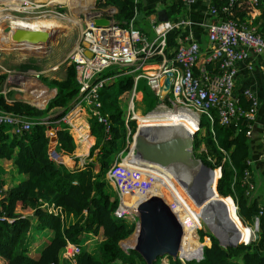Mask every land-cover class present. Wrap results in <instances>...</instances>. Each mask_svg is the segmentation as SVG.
Here are the masks:
<instances>
[{"label":"trees","instance_id":"16d2710c","mask_svg":"<svg viewBox=\"0 0 264 264\" xmlns=\"http://www.w3.org/2000/svg\"><path fill=\"white\" fill-rule=\"evenodd\" d=\"M144 1L100 0L98 3L116 7L114 17L118 25L126 26L133 19L134 25L150 36L147 28L150 26L151 33L153 30L149 15L156 9L153 6H146ZM225 2L226 0H210L211 5L219 10L220 19L226 17V13L221 10ZM254 5L260 9V14L254 21L256 29L264 36V0H258ZM183 6L182 0H175L165 7L169 16H173L180 12ZM249 7L253 5L247 1L234 4L232 17L244 22ZM179 33L180 29L175 28L166 32L164 56L167 60L173 61ZM160 59L161 56L151 58L153 61ZM33 66L35 65L23 64L19 68H34ZM129 68L130 66H114L98 74L99 78H112L99 90L101 111L107 115L109 125L106 128L95 116L88 117L90 133L95 140L89 148L82 168H70L52 158L49 154L50 141L46 132L49 125L58 126L55 151L69 156L74 155L75 141L68 123L62 119L78 101L79 88L73 63L64 67V73L59 78L40 75L45 84L56 88L54 96L47 101L43 109L20 99L7 100L0 92V108L19 113L31 123L30 127L21 133L12 132L8 125H0V159L10 160L12 168L16 171L15 175L21 174V177L11 181L8 176L6 186L4 177L0 178V188L5 199L0 214L3 212L13 218L12 221L0 220V264H70L60 257L66 239L80 244L76 264H147L137 250L121 248L119 241L134 230V222L117 218L113 214L118 198L116 196L112 199L106 190V169L120 151L124 140L121 129L125 124V117L124 108L118 101L119 95L125 91L129 92L134 85L139 88L140 79L147 82L146 78L138 77L135 83L136 73L129 72ZM207 68L212 72L217 71V68ZM194 70L197 72L196 68ZM5 77L6 72L0 71V88ZM143 90L144 93H151L148 103L153 107L157 102V94L148 83H145ZM240 101L242 107L249 106V100L244 101L242 95ZM57 107L61 109L55 115L43 118L47 110ZM210 115L206 113L200 115L199 128L193 135L194 153L207 166L220 168L216 190L226 200L233 199L242 224L252 223L258 213L260 198L253 193L255 186L247 194L246 183L242 182L244 169L248 167L251 171L252 168V164L248 165L246 161L248 158H254L247 133L250 130L249 121L239 116L223 124L219 121L214 107L210 109ZM128 122L130 125L134 123L132 119ZM76 135L78 142L84 143L80 145L86 152L93 138L86 127H80ZM200 144H203V148L198 152ZM96 149L98 150L94 160L92 157ZM74 159L77 161L78 157ZM96 163L98 171L94 169ZM51 204L59 206L64 216L61 217L60 212L48 210ZM257 224V238L248 243L240 242L226 247H223L210 231L199 229L197 230L199 239L203 240L204 236H208L209 239L208 237L205 239L210 240L209 245H203L204 242H201V248L203 246L201 258L188 260L168 256V264H264V211L258 216ZM45 228L51 230L50 240L37 256H33L29 253L28 244L34 240L33 234L37 229ZM133 236L134 234L124 239L123 245ZM86 239L88 243L84 244L83 240ZM89 245H92L91 249ZM160 258L161 256H157L152 264H161Z\"/></svg>","mask_w":264,"mask_h":264},{"label":"built area","instance_id":"2783aa9c","mask_svg":"<svg viewBox=\"0 0 264 264\" xmlns=\"http://www.w3.org/2000/svg\"><path fill=\"white\" fill-rule=\"evenodd\" d=\"M99 1L96 0L95 4V0H93L89 9L94 10V13L92 14L89 10L92 15L87 17L80 39L75 43L69 54L70 61L75 63L79 88L78 103L85 104L88 108L89 117L95 116L99 122L105 124L106 128H108L107 115L101 111V100L99 98V90L106 79L95 80V76L107 66H130L129 72H137L136 76H134L135 83L138 76L142 75L148 81H151L153 78L165 77L167 72L171 71L172 79L169 99L171 104L174 107L178 106L183 113L188 112L197 119V116L194 115L195 111L211 116L210 109L214 107L221 123H228L233 118L243 116L249 121L250 126V123L255 119L258 98L247 87L244 89L243 94L249 100V106L246 108L241 106L239 96L234 94V86L239 71L237 62L245 61L246 69H251L254 60L259 57L261 59L260 73L264 83V36L257 31L256 26L252 25V23L238 21L233 18L232 6L243 1L255 6L254 4L258 0H226L221 7V10L226 13V17L223 19L218 18L219 10L211 5L209 1L208 12L217 19L206 23L210 42L206 54V62L212 63V69L217 68L216 72L210 71L205 64L206 62L203 66L197 67L200 53L199 43L191 35L185 33L182 35L178 34L173 61L167 60L164 56L166 32L173 28L179 29L181 25L186 24L187 21L184 18L176 17L174 19L158 20L155 16L156 18L151 19L152 30L154 31V36L151 37L136 27L133 19L126 26L118 25L114 19L116 8L113 5L96 7ZM182 1L184 5L188 6L195 0ZM23 2L25 1L23 0ZM64 2L67 3L66 1ZM39 3V5L43 4L42 2ZM65 5H68V3ZM95 16L108 17L110 23L97 25L93 21ZM154 56H161L160 63L156 67L152 66L153 62L151 63L153 61L151 58ZM148 65L152 67V71L143 72V68H150ZM195 68L197 72H195ZM25 74L24 71L20 70H7L3 92L14 89L22 101L40 109L44 108L43 106L39 107L32 100L33 89L31 87L28 88L26 83H21V80L17 79L18 76L27 77ZM12 75H15V78H12ZM42 86L46 87L47 90H52V88L43 84ZM160 91V88L155 90L157 94ZM7 100H11V98H7ZM136 110L134 105L131 106L127 111V118L137 117L135 114ZM2 124L10 126L12 132L21 133L23 130L28 129L31 123L29 119L24 118L19 113L0 108V125ZM135 132L132 135L131 142L126 139L125 147L114 157L106 173L109 180L118 188L120 202L114 210V215L117 218L128 219L126 212H132L122 201L123 195L127 193L124 190V186L148 189L155 178L154 173L144 169L145 164L143 165L140 159L133 156L138 151L142 153L140 149L135 147ZM130 152L132 156H128ZM262 155L264 157V149ZM255 160V158H248L246 162L251 165ZM249 174L250 170L246 167L242 182L246 183L247 194L254 187L253 182L249 179ZM2 197L3 194L0 188V198ZM263 211L264 202L261 201L258 213L255 215L256 223L258 222V216ZM129 215L133 217L130 221H133L135 227H137V215L135 213L134 215ZM4 219L7 221L13 220L12 217L2 212L0 220ZM79 250V244L67 241L61 251V256L69 260L71 264H75V256Z\"/></svg>","mask_w":264,"mask_h":264},{"label":"bare ground","instance_id":"6f19581e","mask_svg":"<svg viewBox=\"0 0 264 264\" xmlns=\"http://www.w3.org/2000/svg\"><path fill=\"white\" fill-rule=\"evenodd\" d=\"M40 1V0H38ZM64 2L67 1L68 6L73 9V12L77 14L80 10L86 12L88 16L91 15L89 8L92 6L93 0H50V2ZM20 6V5H19ZM18 7V6H17ZM71 12V13H73ZM12 16L16 17L15 15L11 14ZM66 16V15H64ZM6 17V16H5ZM53 16L50 18H46L45 16L36 17L35 22L28 21L22 18H7L6 22H9V19L13 20L11 23L12 28L21 26L27 27L30 34H33V31L30 26L35 27L38 30V38L40 37V41L36 43H26L21 42L25 46L22 45V48L25 47L30 51L37 50V46L46 47V43L49 42L50 35L57 31L55 28L59 26V21L55 19ZM60 18V17H59ZM69 18V17H68ZM55 19V20H54ZM65 19V18H62ZM17 20V22H16ZM67 21H70L66 19ZM76 22H80V19H77ZM61 24V23H60ZM61 26V25H60ZM0 25V38L1 42H4V45H1L0 48H5L7 50L12 49L11 40V32L13 29L10 30L8 34H3V27ZM61 29V28H60ZM61 31V30H60ZM47 32V41H42V36L45 37ZM36 34V35H37ZM56 36V35H55ZM58 36V34H57ZM37 39V37L34 36ZM35 39V40H36ZM13 42V41H12ZM26 50V49H25ZM5 52V51H4ZM22 56V55H21ZM12 78H15V75H12ZM18 80H21V83H26L28 88H32L34 91L33 98L39 107H44L46 103V99L48 96L54 93V90H47L46 87L42 86V84L38 83V81L34 77H24L18 76ZM25 79V80H23ZM35 86H33V85ZM83 109V108H82ZM140 120V129L139 134L137 133L135 139L137 141L146 140V138L153 137V135H162L165 132L169 133L171 131H177L184 136H188L193 130L197 128L195 126L196 120L195 118L188 112L183 113L182 111H154L150 112L148 115H140L136 113ZM137 119V118H136ZM81 128H84L83 121L80 122ZM78 129H76L77 131ZM146 133L152 135H146ZM155 133V134H154ZM144 154V153H143ZM141 155L140 152L133 154L134 158L137 157L140 159L142 164H145L144 169H147L149 172L154 173V180L151 186L148 189H143L140 187L134 188L130 186H124V190L127 192L123 195L122 199L124 205L128 206L131 211L136 210L137 203L144 199L149 193H158L160 194L169 204L171 205L173 211L183 224L184 233L181 242V248L178 250V256L180 257H200L201 255V242L199 243L197 234L195 233V227H192L197 221L205 220V223L209 226V228L217 234L220 241L224 244H234L237 240L229 236V228L228 227H221V225L217 222H224L226 225L231 226L232 231L234 229L237 230V234L244 235L245 230L240 228L236 222V220L232 217L231 208L227 205L220 204L219 202H215V197L217 201L220 199V195H217V190L215 188V182L217 179V169L214 171L208 170L205 168L202 172L201 183H200V190L198 197H192L191 193L186 189L181 180H178L176 176H173V171L170 167L167 166H157V161H155L149 154V157L145 159V155ZM58 154H56L57 156ZM59 156V155H58ZM140 156V157H139ZM157 163V164H156ZM190 174H185V176H189ZM195 175V174H194ZM186 178H184L185 180ZM212 184V187H210ZM220 196V197H218ZM225 199L224 197H222ZM226 200V199H225ZM228 201V200H227ZM234 206L235 216L236 215V208L235 204L230 201ZM217 219V220H216ZM250 230V228H247ZM236 231V230H235ZM137 231L134 233L136 234ZM132 233V234H134ZM131 234V235H132ZM134 234V236H135ZM133 236V237H134ZM131 238L128 240L127 245L131 246L129 243L132 240V243H135L136 238ZM246 239H239V241H245ZM125 242V244H126Z\"/></svg>","mask_w":264,"mask_h":264},{"label":"rangeland","instance_id":"374dc122","mask_svg":"<svg viewBox=\"0 0 264 264\" xmlns=\"http://www.w3.org/2000/svg\"><path fill=\"white\" fill-rule=\"evenodd\" d=\"M2 1H4V0H0V5H1ZM5 1H8V0H5ZM13 1H15V0H13ZM24 1L25 2H23V0H17V2L14 3L15 5L13 6V8H16L17 6L20 5L19 9L21 11H10L9 14H13V15L18 16V17H25L26 20H28V21L30 20L32 22H35V19H37L36 17L45 16L46 18H48V17L50 18V16H53L55 19H57L59 21V26L55 27L56 29L57 28L58 29H57L56 32H54L51 35V38H49V42L46 43V45H45L46 47L37 46L38 49L35 50V51H30V50H28L25 47L27 52L23 53L21 51L23 48H20V49L17 48L15 45L11 44V43H14V42L11 41L10 44L13 47L12 49H10V50H7L5 48L4 49H0V71H7L9 69H14L16 71H19L18 69H20L19 68L20 65L32 64V65L36 66V67L33 66L34 68H31L34 71V74L44 75V76H47L48 78H57V77L59 78L64 73V67L69 64L68 63L69 62V57H68L69 56V52L72 51V49L75 46V43L80 39L81 30L83 29V26L85 24V21H86L88 15L86 14V12L81 11V10L77 14H75L73 12V9L70 6L65 5V4H67L65 2H54V4H53V2L45 0L43 4H41V5L38 4L37 5V4H35L36 2H34L33 0H30V1H33V2H30L29 0H24ZM95 4H96V0H95ZM31 5H34L35 7H29ZM23 6H24V8H23ZM97 6L101 7V6H99V3L96 5V7ZM89 10L92 12V14L94 13V10H92V9H89ZM71 12H73V13H71ZM2 15H6V13L3 14L2 11H1V8H0V24L1 25H2V20H1V16ZM64 15H66V16H64ZM6 17H8V18H16V17H14L12 15H7ZM31 17H34V18H31ZM53 17H51V18H53ZM62 18H65V19H62ZM66 19H68L70 21H67ZM77 19H80L79 23L76 22ZM12 22H13V20L9 19V22H7V24H11ZM16 22H17V20H16ZM29 28H31V30L33 31V34H32L33 38H34V36L38 38V34H37L38 30L35 27H32V26H30ZM57 34H58V36H57ZM30 44H32V43H30ZM23 46H25V45L23 44ZM21 47H22V45H21ZM152 64H153L152 66L156 67V65H158V62H153ZM113 67L114 66H107V67L104 68V71H108L110 68H113ZM26 69H22V70H26ZM142 71L145 72V71H148V69L147 68H143ZM31 73H32L31 70L26 72L27 75L31 74ZM34 74L32 75V77H35ZM41 82L43 84H45L44 81L41 80ZM139 82H140V90H141L142 94H144L143 99L141 100L142 106L138 105V100H135V98H134L135 95L133 94L132 91H129V93L127 91H125L121 95H119L120 99L118 101H119V104L124 108L123 113H124V117H125L126 120L128 119L127 118V111L133 105V103H132L133 101H134V104L136 106L138 105L137 106L138 109L136 110V113H138L140 115H143V116L144 115H148L150 112H154V111H165V110L176 111L175 109H177V111H181V109H179L178 106H176L177 108H174L171 103H168L167 99H165V101L163 100V102L161 104H157V102H156V104L153 107H150L148 101H149V99L151 97V93L150 92L144 93L143 86L145 85V83H144L143 80H141ZM148 86L151 88V86L149 85V82H148ZM11 94H13V96L16 95L19 98L18 94L16 93V90L13 89ZM138 97H140L139 93H138ZM47 101H48V99H47ZM145 107H146V109H145ZM74 108H78L79 109V110L77 109L78 112H79L78 114L81 113L80 111H82V110H80L79 104H76L73 107V109ZM60 109L61 108H50L49 110L46 111V115L47 114L48 115H54ZM84 109H85V111H87V107L86 106H84ZM148 111H150V112H148ZM68 113L64 116V118L68 116ZM84 114H86V113H84ZM197 114H200V112H197ZM72 115H75V114H72ZM136 118L133 119L134 123L131 124L132 126L128 122V124L127 123L124 124L123 128L121 129L122 133L124 134V140H123V143L121 144V149L125 147L126 139H128L129 142H131L132 135L134 134L136 129L137 130L135 132V137H136L137 133L139 134L140 120H139L138 116ZM86 119H87V117H86ZM129 120H131V119H129ZM195 126H197V125L195 124ZM146 135H152V134L146 133L145 136ZM75 136H76L75 138L78 139V136L76 135V131H75ZM53 137H55V136H53ZM92 138H93V136H92ZM50 141H51V139H50ZM53 143L54 142H52V143L49 142L50 149L53 147ZM80 144L84 145V143H80ZM75 147H76V143H75ZM202 148H203V144H200V146L197 149V151L199 152ZM75 152L76 151L74 149L73 154H75ZM142 153H144L143 155L146 156V157H144L145 159H147L149 157V155H147L148 153L143 152V151H142ZM142 153L140 152L141 155H142ZM128 156H132V153L130 152ZM52 158H54L56 160L60 159L58 155L57 156L56 155L52 156ZM135 158H137V157H135ZM63 162L65 164H67L65 160ZM157 166H161V165H157ZM109 167H110V165H109ZM94 169L96 171H98V164L97 163H96V168L94 167ZM214 169H216V168H214ZM217 172H218V169H217ZM15 173H16V171H15L14 168H12V163H11L10 160L9 161H4L3 159H0V178H3V176H4V179L6 180V183H7L8 176L10 177L9 181H11V179L14 180L17 177H21V174H17V176H16ZM174 175H176V174L173 173V176ZM201 175H202V173H201ZM201 175L199 176V178H196L195 176L194 177L189 176L185 180L182 179L180 176H177V175L176 176L179 177V178H177V177L176 178L178 180H181V183L183 184V186L186 189H188V191L192 194L191 196L195 198V197H198V195H199L198 188H199V185L201 183ZM106 179H107V182L109 184V185H107V182H106V190L108 191V194L110 195V197L112 199L117 196V198L119 200L118 188L115 187L113 182H111L108 179V177H106ZM210 187H212V184H210ZM217 195H218V193H217ZM218 197H220V196H218ZM4 201H5V199H4V195H3V197L1 198V206H2V203H4ZM215 202H219L220 204L229 206L231 208V211H232V217L236 220L238 226L240 228H242L243 230H245L244 235L237 234L236 232H237L238 229H234V231H232L231 226L226 225V223H224L223 221L222 222L221 221L217 222V223H219L221 225V227L224 226V227H228L229 228V236L237 239L235 241L236 244L239 243V242L237 243V241L239 239H245L246 237L249 238L250 236H253V232L255 230H257V226H256L255 222H252V223L247 222L248 224L244 225L239 220V218L238 219L236 218L234 206L232 205V203L230 201H227V200L223 199L222 197H220L219 201H217V199L215 197ZM55 209L59 211L60 207H55ZM236 212H237V208H236ZM134 213H135L134 211L126 212L127 218L129 220H131L133 217H131L129 214L134 215ZM32 222L34 224V221H32ZM194 226H196L195 227V229H196L195 233L197 232V229L198 230L201 229V230H204V231L205 230L206 231H210L212 234L215 235V233L205 223V220L197 221L192 227L194 228ZM247 228H250V230H248ZM136 234H135V236L133 238H136ZM33 236H34V240L33 241L31 240L29 242L28 250H29V253L31 255L37 256L39 254V252L41 251V249L50 240L51 230L50 229H43V230L41 229V231L38 233V236H37V232L34 233ZM197 237H198V240L200 242H204V245H209L210 244V240H206L205 239L208 236H204L203 240H200L198 232H197ZM124 239H122L120 241L121 248L123 250L124 249H129L128 248L129 245H127V242H126V244L124 243L125 246L123 245L122 241ZM130 243L134 245V243H132V240L130 241ZM92 245L88 246L89 249H91L90 247H92ZM222 246L226 247L228 245H224L223 244ZM160 263L161 264H168V256H166V255L161 256Z\"/></svg>","mask_w":264,"mask_h":264},{"label":"water","instance_id":"95a60500","mask_svg":"<svg viewBox=\"0 0 264 264\" xmlns=\"http://www.w3.org/2000/svg\"><path fill=\"white\" fill-rule=\"evenodd\" d=\"M156 17L158 20H167L169 18V14L167 13L165 8L161 7L157 9ZM93 21L97 25H107L110 23V19L108 17L102 16L93 17ZM84 27L85 24L83 28ZM11 29H13L11 32V37L13 40L11 41L14 42L12 44L19 49L21 45H23L21 42H24V44H26L31 42L36 43L40 41V37L37 39L33 38L27 27L18 26L12 28L11 24H6L3 29V34H8ZM47 35L48 34L46 32L45 37L42 36V41H47ZM86 53L90 55L88 51H86ZM171 79L172 72L169 71L167 72L165 77L158 79L153 78L149 82L151 86H154L155 83L161 81V93L157 100V103H162L164 98L169 97ZM49 129L50 131L55 132V134L51 135L50 137V143L56 142V129L51 128V126L49 127ZM135 145L138 149H141L143 152L148 153L161 166L170 167L173 173H175L177 176H180L182 179L187 178L189 176H195L196 178H199L205 168L212 171L215 170L204 164L201 158L195 155L193 148V137L191 134H189L188 136H184V134L174 130L169 133L165 132L162 135L159 134L158 136L153 135V137L146 138V140L144 141H137ZM52 148L49 153L51 156H55V150ZM100 148L101 145H99V149ZM95 158L96 155L93 156V159ZM217 169L218 178L220 176V168ZM185 174L190 175L185 176ZM216 183L217 179L214 185L215 188ZM198 190H200V185ZM220 196L224 197L222 195ZM231 200L234 203L232 198ZM135 214L138 218L137 228L134 229V231H137L136 240L133 246L128 247L137 250L144 258L147 264H152L153 261L157 258V256L170 255L173 258H176L178 256V250L181 248L184 228L183 224L173 211L171 205L160 194L156 192L150 193L145 196L144 199L140 200L137 203ZM215 235L217 236V234ZM251 237L257 238V231H254L253 236H250L247 240L243 242H249L252 239ZM218 240L219 243L223 245L219 237ZM202 250L203 249L201 248L200 257H195L197 260L201 258Z\"/></svg>","mask_w":264,"mask_h":264},{"label":"crops","instance_id":"0c3cea01","mask_svg":"<svg viewBox=\"0 0 264 264\" xmlns=\"http://www.w3.org/2000/svg\"><path fill=\"white\" fill-rule=\"evenodd\" d=\"M33 1L36 2L35 4H40L39 2L44 3L45 0H40V1L33 0ZM33 1H30V2H33ZM173 1H175V0H145L144 3L146 6H148V7L153 6L156 9L155 12H153L149 15V18H150L149 20H151L152 18H154L156 16L157 9H159L161 7L166 9L165 6H167V4L170 5ZM209 1L210 0H195L192 4H190L188 6L184 5L180 12L176 13L173 16H170L172 19H174L176 17L184 18L187 21V23L181 25V27L179 28L180 29V35H182L184 33L191 35L199 43L200 53H199L198 60H197V67L203 66V64L206 62V54H207L209 46H210V42H209L208 35H207L206 23H210L211 21H215L214 16L208 12ZM15 2H17V0H15V1H13V0L5 1L4 0L1 2V5H0L1 11L3 14L6 13V15L1 16L2 27H3V24H4V26L7 24L6 19L8 17H5V16L11 15V14H9L10 11H21L19 9V6L16 8H13V6L15 5L14 4ZM29 7H34V5H31ZM23 8H24V6H23ZM259 14H260V9L257 6L249 7V10L247 11V13L245 15L244 20L249 22V23H252V25L256 26L254 21L256 20V18H258ZM16 17H18V16H16ZM20 18L25 19V17H20ZM31 18H34V17H31ZM147 29L150 32V33L148 32L150 34V36L151 37L154 36V32L152 31V33H151V31H150L151 30L150 26ZM4 36H1L0 40L3 39ZM1 45H4V42L0 41V46ZM20 48H22V47H20ZM21 51L23 53L27 52L25 49H22ZM152 62H154V61H151V63ZM205 64L207 67L212 69V67H213L212 63L206 62ZM260 65H261V59L259 57H257L254 60L253 66L251 69H246L245 61L237 62V67H238L239 71H238V75L236 77V82H235V86H234V88H235L234 94L239 96V98H240V95H242V97H244V101H246L247 98L243 94V91L245 88L248 87L256 94V96L258 98V105L256 108L255 119L250 123V130L248 132L250 143H251V148H252L251 154H252V157H254L256 159L255 162L252 164V168H251V171L249 174V179L252 182H254L255 187H254L253 193L260 198V202H261V201H264V157L262 155L263 149H264V83L262 81V76L260 73ZM151 68L152 67H150L147 72L152 71ZM140 77L146 78L142 75ZM158 78H162V77H157V79ZM141 80H143L144 83H148V80H147V82L144 79H140V81ZM139 84H140V82H139ZM149 85H150V83H149ZM161 86H162L161 81H158L157 83H155L154 86H151L152 91L154 92L157 88H161ZM138 93L140 94V97H138ZM133 94L135 95V97L133 96L135 98V100H138V105L142 106L141 100L143 98V94L140 90V85H139V88L135 87V91ZM158 97H159V95H158ZM163 100L165 101V98ZM240 103H241V101H240ZM157 104H161V103H157ZM77 109L78 108H74V109L72 108V110L69 111L68 116L65 117V121L69 124V131H70V133H71V135H72V137L76 143V147H75L76 152L73 156L62 154L63 161L65 160L67 163L66 165L69 167L75 166L76 163H75L74 157H76V156L79 158L76 166L81 167L82 163L84 161V158L87 156V154L89 152L90 145L94 142V136L89 132V123H88V120L86 119V114H84L85 109L80 108V110H82V111H80L81 112L80 114H78L79 109L78 110ZM148 112H150V111H148ZM194 113H195L194 115L198 116L196 111ZM72 114H75V115H72ZM81 121H83V123H84L83 125H84V127L87 128L91 137L93 136L92 143L88 144L86 152L83 151L84 150L83 147L78 142V139L75 138L76 137L75 136V130L79 129L81 127V125H82L80 123ZM59 158H61L60 155H59ZM4 161H9V160H4ZM95 168H96V165H95ZM7 184L8 183H6V181H5L4 186H6ZM40 231H38V232H40ZM37 236H38V233H37Z\"/></svg>","mask_w":264,"mask_h":264},{"label":"clouds","instance_id":"9594fccd","mask_svg":"<svg viewBox=\"0 0 264 264\" xmlns=\"http://www.w3.org/2000/svg\"><path fill=\"white\" fill-rule=\"evenodd\" d=\"M99 6H103V5H99ZM114 7H115V6H114ZM115 8H116V7H115ZM116 10H117V9H116ZM169 18H170V16H169ZM169 18H168V19H169ZM114 19H115V17H114ZM81 31H82V30H81ZM153 32H154V31H153ZM1 49H2V48H1ZM69 54H70V52H69ZM68 57H69V56H68ZM154 62H156V61L154 60ZM157 62L160 63V61H157ZM68 63H73V64H74V67H75V63H74L73 61H70V59H69V62H68ZM31 68H32V67L27 68L26 70H22V69H18V70H20V71H25V73H26L27 71L31 70L32 73H31V74H28V75L26 74V75H27V77H32V75L34 74V71H33V69H31ZM103 70H104V68H103L101 71H103ZM101 71H100V72H101ZM1 72H3V71H1ZM4 72H6V74H7V71H4ZM100 72H98V73L96 74V76H95V80L106 79V81H105V83H106L107 81H109V80L112 79V78H109V77H105V78H102V77H101V78H99V77H98V74H99ZM75 73H76V71H75ZM135 73L137 74V72H135ZM136 74H135V76H136ZM34 75H35L34 78H35L38 82H40L41 84H43V83L41 82L40 75H38V74H34ZM6 76H7V75H6ZM38 77H39V78H38ZM138 77H140V76H138ZM146 79H147V78H146ZM148 82H150V81H148ZM5 83H6V77H5V80H4V82H3V84H2V86H1V88H0V92L4 95V98H5V99H7V98H11V100H12V99H19V98H17L16 95L13 96V95L11 94V92H12L13 89L6 90L5 93L3 92L4 84H5ZM44 83H45V82H44ZM105 83H104L103 85H105ZM43 85H45V86H47V87H50V88H52V90H54V93H53L51 96L48 97V100H49V98H51L52 96H54V94H55V92H56V88H55V87L48 86L47 84H43ZM160 89H161V88H160ZM130 91H132V92L134 93V91H135V85L133 86V88H132ZM9 93H10V95H9ZM154 93H155V91H154ZM160 93H161V91H160ZM160 93H159V94L155 93V94H157V96H158V95L160 96ZM77 95H78V94H77ZM158 98H159V97H158ZM169 98H170V90H169ZM169 98L167 97V99H168V103H171ZM165 99H166V98H165ZM20 100H21V99H20ZM157 100H158V99H157ZM46 101H47V100H46ZM46 103H47V102H46ZM46 103H45V106H46ZM132 103H133V105H134V109H135V110L138 109L137 106L134 104V101H133ZM76 104H79V108H84V106H83L81 103H78V101L75 102L74 106H75ZM133 105H132V106H133ZM45 106H44V107H45ZM74 106H73V107H74ZM73 107H72V108H73ZM173 107H174V106H173ZM57 108H58V107H57ZM72 108H71V109H72ZM174 108H177V107H174ZM41 109H42V108H41ZM71 109H70V110H71ZM70 110H69V111H70ZM175 110H177V109H175ZM69 111H68V112H69ZM68 112H67V113H68ZM67 113H66V114H67ZM85 113H86V117H87V119H88V117H89V116H88V110L85 111ZM66 114H65V115H66ZM201 114H202V113L200 112V114H198V116H197V119L195 118V120H198V122H196L197 128H196L195 130H193L191 133H189V134L192 135V137H193L195 131L198 130V128H199V121H200V115H201ZM54 115H55V114H54ZM65 115H64V116H65ZM46 116H51V115H48V114H47ZM64 116L62 117V119L65 121ZM43 118L46 119L47 117L44 116ZM135 118H136V117H135ZM135 118L133 117V118H131V119L133 120V119H135ZM129 119H130V118H128L127 120L125 119V124H126V123L128 124V120H129ZM57 121H59V120H57ZM65 122H66V121H65ZM88 123H89V122H88ZM68 125H69V124H68ZM50 126H51V125H49L48 128H47V130H46V132H47V134H48V136H49V141H50V136L55 134L54 131H53V132L50 131V129H49ZM57 127H58V126H57ZM57 127H56V126H51V128H54V129H57ZM89 132H90V128H89ZM56 138H57V137H56ZM94 140H95V138H94ZM56 142H57V139H56ZM56 142L53 143V148H52V149H54V150H55V144H56ZM93 143H94V142H93ZM93 143H92V144H93ZM135 143H136V139H135ZM92 144H91V145H92ZM91 145H90V146H91ZM135 147H136V145H135ZM89 148H90V147H89ZM98 149H99V147H98ZM98 149H96L94 155H96V152H97ZM50 150H51V149H50V147H49V151H50ZM52 152H53V151H52ZM54 153H55V155L58 154V155H60V157H61L60 159H57V160L55 159V160H56V161H59V162H63V161H62V160H63L62 154H60V153H58V152H56V151H54ZM88 153H89V152H88ZM49 154H50V153H49ZM66 155H67V154H66ZM87 155H88V154H87ZM94 155H93V156H94ZM50 156H51V155H50ZM51 157H52V156H51ZM114 157H115V156H114ZM114 157H113V159H114ZM92 158H93V157H92ZM61 159H62V160H61ZM85 159H86V157L84 158V161H83L81 167H77V166H76V165H77V161L79 160V158H78L77 161L74 159L76 164H75V166L70 167V168H82V167L84 166ZM95 159H96V158H95ZM95 159H94V160H95ZM113 159H112V162H113ZM112 162H111V164H112ZM63 163H64V162H63ZM64 164H65V163H64ZM97 164H98V163H97ZM111 164H110V165H111ZM95 165H96V164H95ZM68 167H69V166H68ZM213 169H214V168H213ZM107 170H108V169H107ZM106 173H107V171H106ZM106 173H105V176L107 177V174H106ZM108 179H109V178H108ZM217 179H218V178H217ZM111 182H112V181H111ZM115 187H116V186H115ZM2 194H3V193H2ZM149 194H150V193H149ZM118 197H119V196H118ZM229 198H231V197H229ZM0 200H1V198H0ZM122 201H123V199H122ZM119 202H120V200H118V204H119ZM118 204H117V206H118ZM234 204H235V203H234ZM0 205H1V204H0ZM117 206H116V207H117ZM55 207H59V206H56V205L51 204L50 206H48V210H51V211H54V212H60V216H61V217L64 216L63 211H61V209L58 211V210L55 209ZM116 207H115V208H116ZM114 210H115V209H114ZM236 213H237V212H236ZM113 214H114V211H113ZM237 216H238V215H237ZM238 218H239V217H238ZM121 219L128 220V219H125V218H121ZM239 220H240V219H239ZM33 221L35 222V219H33ZM128 221H130V220H128ZM254 222H255V220H254ZM257 223H258V222H257ZM257 223L255 222L256 226H258ZM135 228H137V227H135V225H134V229H135ZM40 230H41V229H37L36 232L39 233L38 231H40ZM195 230H196V229H195ZM197 230H198V229H197ZM133 231H134V230H133ZM133 231H132V232H133ZM255 231H256V230H255ZM36 232H35V233H36ZM132 232H131L130 234H128V235L125 237V239H126L127 237H129V236L132 234ZM134 232H135V231H134ZM134 232H133V233H134ZM196 233H197V232H196ZM123 239H124V238H123ZM208 239H209V237H208ZM252 239H253V238H252ZM252 239H251V240H252ZM121 240H122V239H121ZM121 240H120V241H121ZM67 241L73 242V241H71V240H69V239H66V242H67ZM120 241H119V244H120ZM218 241H219V240H218ZM66 242H65V243H66ZM74 243H76V242H74ZM83 243H84V244H87V243H88L87 239H86V240H83ZM239 243H240V242H239ZM247 243H248V242H247ZM77 244H78V243H77ZM64 245H65V244H64ZM64 245H63V247H64ZM79 245H80V244H79ZM203 245H204V244H203ZM226 245H227V244H226ZM235 245H236V244H235ZM63 247L61 248V251H62ZM128 248H129V247H128ZM202 249H203V246H202ZM125 250H127V249H125ZM61 251H60V257H61V259H65V258H63V257L61 256ZM79 251H80V250H79ZM202 252H203V250H202ZM78 253H79V252H78ZM78 253H77V254H78ZM35 255H36V254H35ZM167 256H170V255H167ZM171 257H172V256H171ZM177 257H178V256H177ZM172 258H173V257H172ZM178 258H180V257H178ZM180 259H183V258H180ZM184 259H188V260H189V259H196V258L193 257V258H184ZM65 260H67V259H65ZM67 261L69 262V260H67ZM75 262H76V256H75ZM69 263H70V262H69ZM70 264H71V263H70ZM75 264H76V263H75Z\"/></svg>","mask_w":264,"mask_h":264}]
</instances>
